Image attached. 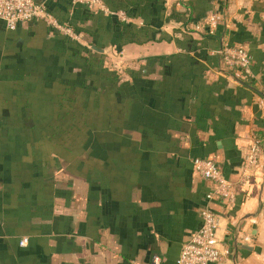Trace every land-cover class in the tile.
Listing matches in <instances>:
<instances>
[{"label":"crops","instance_id":"1","mask_svg":"<svg viewBox=\"0 0 264 264\" xmlns=\"http://www.w3.org/2000/svg\"><path fill=\"white\" fill-rule=\"evenodd\" d=\"M36 1L80 39L0 21V264H176L206 205L216 264H264V146L233 205L207 202L191 163L235 182L264 141V0H103L128 23ZM223 40L249 51V80Z\"/></svg>","mask_w":264,"mask_h":264},{"label":"built area","instance_id":"2","mask_svg":"<svg viewBox=\"0 0 264 264\" xmlns=\"http://www.w3.org/2000/svg\"><path fill=\"white\" fill-rule=\"evenodd\" d=\"M87 9L101 13L105 16H116L121 22L128 23L129 16L123 10H112L103 0H71ZM0 21L6 28L15 30L18 25L32 21L44 22L60 34L73 41H79V34L65 23L60 22L54 14L36 0H0ZM222 67L249 80L252 77L251 55L241 46L230 44L223 40L217 49ZM263 152V140L254 136L244 156L237 180L234 182L226 178L216 162L210 158L193 157L191 160L193 170L200 177L212 182L213 188L206 193L207 202L213 199H222L228 205H233L236 199L235 185H244L258 167ZM200 227L191 235L180 249L176 264H216L222 258L216 231L219 227V216L209 205L200 211ZM28 239L22 237L19 245H26ZM159 258L153 259L157 264Z\"/></svg>","mask_w":264,"mask_h":264},{"label":"trees","instance_id":"3","mask_svg":"<svg viewBox=\"0 0 264 264\" xmlns=\"http://www.w3.org/2000/svg\"><path fill=\"white\" fill-rule=\"evenodd\" d=\"M263 137H264V133H263ZM260 139H262L261 137H259ZM263 144H264V141H263ZM264 146V145H263Z\"/></svg>","mask_w":264,"mask_h":264}]
</instances>
